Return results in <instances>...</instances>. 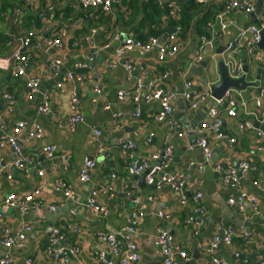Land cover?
Instances as JSON below:
<instances>
[{"label":"crops","instance_id":"1","mask_svg":"<svg viewBox=\"0 0 264 264\" xmlns=\"http://www.w3.org/2000/svg\"><path fill=\"white\" fill-rule=\"evenodd\" d=\"M191 1L163 0L164 3L160 6L166 5L170 10L168 4L174 2L178 7L176 12L178 15L187 11L192 15L191 19L188 18V27H183L184 33L178 40V52L172 59L168 58L162 64L155 62L154 52L146 54L133 51L125 53L117 61L114 60L115 48L127 36L136 33L155 34L157 31L155 25L139 26L142 18L141 8L138 13L132 12L125 20L124 17L116 15V24L111 30L103 26L101 30H96L98 34L96 38L93 37L86 42L85 39L90 34L87 29L86 33L82 32L76 39L74 38V34L80 31L83 25L80 15L75 12L68 13L67 4L59 1L53 3L54 11H48V14L52 13L54 20L60 23L78 25L71 26L70 33L68 30L70 35L65 43L66 58L61 68L62 73L74 72L77 64L85 62L91 47L99 50L97 57L102 56V62L91 64L86 71H76L83 76L82 81L70 80L65 84V91L62 94L55 89L57 79L48 75L50 57L61 56V51L53 48L47 52H32V58L25 66L26 76L40 80L39 93L33 101H27L25 98V77L15 78L8 72L0 71V92L11 97L10 100H4L0 95V117L3 119L0 137L12 134L20 122L26 123L27 126L17 133V137H25L28 126L33 122L40 123L45 133L41 141L19 143V155L7 150L0 151L2 158L0 168L11 165L18 158L26 160L23 169L8 166L5 168V172L11 173V178L0 177V200L3 201L11 194L20 197L40 191L36 198L38 205H29L26 213L0 206V221L7 227L10 236L20 232L23 224L28 223L30 226V230L24 232L25 240L22 247L12 246L7 249L0 245V260L10 259L11 264H26L27 261H31V264H61L48 253L49 229L55 227L60 229L62 236L60 247H78V253L70 257L66 264H102L95 258L96 252L104 250L97 235L100 232L118 233L138 210H141V216L137 220L133 236L140 256L136 264H163L152 243L161 233L173 234L171 237L175 254L172 264H211V257L205 249L217 232L222 231L218 226L234 229L243 227L249 232L250 241L245 244L235 238L231 246L219 247L214 251V256L228 264H258L264 257L263 141L255 137L251 131L240 132L233 129L242 119L227 122L224 126L225 132L234 136L236 143L230 148L226 141L213 139L211 131H208L206 138L212 157L203 162L202 152L197 146L200 135L195 130L206 118L213 101L209 100L192 110L183 99L178 98L173 104L172 115L161 122L154 118L158 103L144 102L151 83H156L158 88L166 92L178 94L185 92V87L189 83L192 92L210 94L211 85L218 81L216 68L218 57L213 60L205 53L199 63H194V58L199 38L202 35L211 36L213 30L210 24L214 23V17L223 8L225 1L207 0L205 3ZM22 2L24 1L10 0L11 5L6 7L0 3L1 55H9L18 47L20 41L27 35L24 34L25 25L30 29L29 33L35 34L33 42L49 37L54 30L60 29L56 24L49 26L47 22L48 25L45 23L39 28V24L31 21L33 16L29 17L35 13L34 16L37 18L40 14H37L40 10L37 0H27V3L21 4ZM23 17L26 19L29 17L30 24H27L26 19L20 22ZM162 18L160 27L166 31L156 35L157 37L167 35L173 28V23L168 25L166 18ZM227 19L234 20L238 27L254 23L251 17L239 15L236 11L231 12ZM133 27L137 29L133 31ZM231 38L232 35H225L218 40V46L224 47ZM202 62H206V66H202ZM111 63L115 67L109 66ZM125 63L132 64L135 69L131 72L126 71ZM246 64L248 69L246 82L253 83L260 77V66L249 61H246ZM206 70L214 75V78L204 76ZM138 79L142 83L139 102L136 104L132 96L119 100L117 96L119 91L132 95ZM94 86L103 88V94L96 104L90 102ZM246 92L247 95L244 96L234 90L236 96L245 99H251L256 90L249 88ZM71 94L79 97L84 118V121L74 129L69 126L68 101ZM46 96L51 113L42 115L38 112V106ZM136 109L141 112L139 119L134 118ZM222 118L226 119L223 113ZM258 120L252 119L253 128ZM92 129H97L100 135L94 136ZM181 131L184 135L179 138L178 134ZM150 135L151 141L148 140ZM120 138L134 144L132 159L118 145ZM167 146L173 147V159L166 169L154 174V179L160 180L164 174L182 175L185 177L186 186L182 192H175L168 186L158 187L155 183L148 185L144 179V187L139 188L128 176L131 161L147 162L148 168L151 169L159 167L161 164L154 166L156 161L151 158L153 154H160ZM46 147L55 148L52 160L46 159L44 152ZM84 158H94L99 162H96L97 166L90 181L81 183L78 176ZM213 160L216 162L211 167L212 176L205 175L203 170L198 172L195 169L188 170L186 167L190 162L203 163L204 167ZM244 161L249 162L256 170L245 175L238 171L237 185L234 188L230 183L224 182V172L218 173L214 170L216 165L237 169ZM39 171H42V176L38 175ZM109 181H112L113 193L98 197L100 205L107 210V215L98 218L87 211L84 204L94 187H100ZM253 182H257L259 186H254ZM64 189L69 190V198L64 195ZM126 192L129 193L128 197ZM197 192L202 194V198L195 203L193 197ZM239 193H244L247 199L254 197L257 200V209L255 210L253 204L247 200L241 204V211L237 206L228 205V199L237 197ZM183 197L185 203H182ZM50 206L56 207L55 210L52 211ZM198 206L205 209V214L203 218L197 215L203 224L195 233L194 227L187 223V219L195 213L194 209ZM69 225L80 232L67 230L66 227ZM194 249L198 256L192 259ZM179 252H183L185 258L180 257ZM106 258L117 263L110 254H106Z\"/></svg>","mask_w":264,"mask_h":264},{"label":"built area","instance_id":"2","mask_svg":"<svg viewBox=\"0 0 264 264\" xmlns=\"http://www.w3.org/2000/svg\"><path fill=\"white\" fill-rule=\"evenodd\" d=\"M36 1V0H32ZM51 1V0H50ZM51 6H49L46 10H40L38 13H46V21L49 23V26L56 24L60 27L57 32L50 34L49 37H45L42 40L33 42L35 38L34 33H28L24 39L20 41V44L17 48H15L12 53L9 55L3 56L0 54V71L8 72L13 77H25V98L27 101H33L34 98L39 93L40 88V80L35 77H27L25 66L30 62L32 58V52L34 51H43L47 52L53 48H58L61 51V56L59 57H50V61L48 64V75L49 77H55L57 82L55 83V89L64 94V86L66 83L71 81L80 82L83 79V76L80 75L76 71H86L89 66L95 61L98 56L99 50L95 47H91L90 54L86 57L84 63L77 64L75 67V71H61L63 66V62L66 58L65 51V43L69 38L70 28L74 24L78 26L76 23L73 25H68L70 28L66 26L64 22L60 23L54 20V15L52 13L48 14V11H54L53 3L62 1V3L67 4L68 10H73V12L79 14L80 16H87L88 13L91 12H101L102 14L109 15L113 6L119 3L118 0H52ZM207 0H198L199 3H205ZM224 6L214 17V23L210 24L211 36L202 35L199 38L197 53L194 58V63H199L202 61V57L207 53L208 58L213 59L218 57L219 60H222L224 65L227 68V71L231 78H239L241 75L246 74L243 71V63L241 62V58L244 56L246 61L251 62L252 64L260 66V77L258 80L254 81L256 83L255 90L256 92L252 95L251 99H245L241 96H236L234 94V90H227L220 100H213V105L210 106L207 112V116L203 122L199 123L195 132L200 135V139L197 142V146L200 148L203 155V162H207L211 159L212 153L209 149L208 140L206 138V133L211 131L213 139L217 141H226L228 143V147H233L236 143V138L234 136H230L228 133L224 131L225 123H229L230 121H237L238 119H242L237 122L239 124L234 126L235 131H255V137L262 140L264 143V132L259 129H255L252 127V119H260L258 123L262 124L264 122V50L259 48L258 44L261 42V33L264 32V4L262 5L261 13H256V1L257 0H224ZM156 3L161 6L164 2L163 0H156ZM264 3V0H263ZM170 8V15H176L178 12V7L174 2H170L168 4ZM237 12L239 15L251 17L254 21L253 24L247 25L245 27H238L236 22L232 19H227V16L231 12ZM46 23V24H47ZM72 24V23H71ZM48 25V24H47ZM216 29V30H214ZM69 30V33H68ZM53 31H50V33ZM89 37L85 39L86 42L93 37H97L96 29H90ZM183 28L181 25L174 26L167 35L163 37L157 36H149L146 40H141L136 38L133 34L127 36L122 40L119 46H117L114 50V60H118L125 53L139 51L142 53H155L154 60L158 64L164 63L168 58L172 59L176 53L178 52V40L180 36L183 35ZM237 32V33H236ZM236 33V34H235ZM230 34L232 38L229 42L224 46V50L221 53H217L216 49L218 46V40L223 38L225 35ZM219 37V38H218ZM218 38V40H217ZM223 47V46H222ZM109 66L115 67L113 63ZM124 69L128 72H131L135 67L130 63L124 64ZM166 77L167 74L165 73ZM135 91L132 93H125L124 91H119L117 96L119 100H124L125 97L132 96L133 101L137 104L139 102V93L142 89V83L138 79L136 81ZM150 90L148 91V95L144 97V102L149 104L151 102L158 103V109L154 116L155 120L161 122L165 120L168 116H171L173 113V104L174 102L180 98L183 99L184 103L187 106L194 110L197 109L200 105L207 103L211 99L210 94L208 92L205 93H197L196 91L192 92L191 88H189V83L186 85V90L183 93H175V92H166L157 87L156 83H151L149 85ZM236 91V90H235ZM93 96L91 98V103L96 104L99 102L103 94V88L101 86H94L93 88ZM0 95L4 100H10L11 97L7 93H1ZM247 95V92H246ZM244 95V96H246ZM68 109L70 113L69 118V126L74 129L77 125L84 121L79 97L76 94H71L68 101ZM108 109V107H107ZM10 112V110H8ZM38 112L42 115H49L51 113V108L49 105L48 97L42 98L41 102L38 106ZM222 113L226 117V119L222 118ZM141 116L140 110H135V119H139ZM256 121V120H255ZM3 119L0 117V132L2 131ZM26 123L20 122L16 125L14 132L12 134L3 135L0 137V151H11L16 155H19L20 152V144L28 141H41L44 138V130L40 123L33 122L28 126V132L26 136L17 137V133L22 129L26 128ZM237 129V130H236ZM92 134L94 136H99L100 133L97 129H92ZM184 132L181 131L178 134V137H183ZM152 135L148 137V140L151 141ZM118 145L122 150H124L128 157L132 159V153L135 149V146L132 142L127 141L125 138H120L118 140ZM264 149V147L262 148ZM55 148L54 147H46L44 148L46 159L52 160ZM173 147L167 146L164 151L160 154H153L152 160L158 161L160 158L162 159L161 165L159 167H153L147 174L144 176L145 183L148 185L156 184L158 187L160 186H168L175 192H182L183 188L186 186L185 177L182 175L168 176L164 174L160 180L155 181L154 174L156 172H161V169H166L168 165L171 163L173 159ZM101 152V150H100ZM2 158H0L1 162ZM25 159L18 158L11 165H7L11 168L23 169ZM4 166L0 168V177L5 176L6 178H11L10 172H5ZM96 167V160L94 158H84L82 162V166L79 172L78 180L81 183H85L90 181V177L94 168ZM188 170H197L201 172L203 170V163H194L190 162L186 165ZM131 169L135 175H142L148 169L147 162H138L131 161ZM214 170L218 173L224 172V182L230 183L231 187L234 188L237 185L238 179V171L241 174H249L251 171H255L256 168L252 166L249 162H241L237 169L228 167H221L216 165ZM42 171L38 172L39 176H42ZM111 177H114L111 175ZM113 179V178H112ZM254 186H259L257 182H253ZM112 181L104 183L100 187H94L90 193L89 197L84 204V207L87 211H89L92 215L96 217H105L107 215V210L104 209L99 201L98 197L100 195L109 196L113 192ZM64 195L69 198L70 192L68 189H64ZM196 194V195H195ZM193 197V201L198 203L202 198L201 193H195ZM240 194V193H239ZM40 195V191H35L32 194H27L23 196H16L15 194L7 195L3 201L0 200V206H5L7 208H14L22 213H26L28 211L29 205H38L36 202V198ZM129 196V193L126 192V197ZM21 198V199H20ZM244 200L249 201L253 204L254 209H257V200L254 197H250L247 199L244 193H241L237 197H231L228 199L227 204L230 206H237L238 210L241 211V204ZM36 202V203H35ZM182 203H185V198H182ZM52 211L55 210L56 207H49ZM195 213L187 219V223L192 225L195 229V233L198 232L199 228L203 224L202 220L197 218V215L202 217L205 214V209L201 206L196 207ZM141 216V210L136 211L129 218L127 225L122 228L118 233H108V232H100L97 235V238L100 243L104 246V250L96 252L95 255L98 257L97 261L102 264H115L113 260H108L106 258V254H110L114 259H116V264H136L139 261V251L135 242H133V236L135 233V227L137 224V220ZM1 218V215H0ZM264 220V216H263ZM218 228L222 229V231H218L217 234L210 240L206 247V252L209 253L211 257V264H228L223 259L217 258L214 256V251H216L219 247H229L231 246L233 240L240 239L245 244H248L250 241V234L243 227L238 229L234 228H223L222 226H218ZM67 230H74L77 233L80 232L79 229H74L72 226H67ZM29 224H23L18 232L14 236H10L9 230L7 227L0 221V245L4 248H10L12 246L16 248H20L24 245L25 240V231H29ZM49 248L48 253L51 257L57 262L59 261L61 264H66L68 259L72 256H75L78 253V247H68L63 248L60 247V241L62 240V236L60 234V229L58 228H50L49 229ZM156 250L163 260V264H172L173 255L175 254L172 237L166 233H161L159 236L155 237L152 241ZM180 257L185 258V254L183 252H179ZM31 261H27L26 264H31ZM0 264H11L10 259L0 260ZM258 264H264V257Z\"/></svg>","mask_w":264,"mask_h":264},{"label":"trees","instance_id":"3","mask_svg":"<svg viewBox=\"0 0 264 264\" xmlns=\"http://www.w3.org/2000/svg\"><path fill=\"white\" fill-rule=\"evenodd\" d=\"M20 1V0H19ZM24 2L27 3V0H23ZM56 1V0H54ZM119 3L117 5H114L112 9V12L109 16H104L101 12H91L88 13L87 16H79V18L83 21V27L81 28L80 31H77L74 34V38L76 39V36H78L80 33H82L83 31L85 32L86 29L90 30V29H102V27L104 26L105 28H107L108 30H111V27H114V25L116 24V15H120L122 17L125 18L129 17V15L132 12L138 13L139 8H141V21L139 23L140 27H146L147 25H155L157 31L159 32H154L153 33H145V34H141L138 33V35L134 34V36L138 39L141 40H146L149 36H156L158 34L164 33V29L163 27H160V22L161 19H163L162 17H164V19L166 20V22H168V25L173 23V27L178 25V23H180V25L182 26V28H186L188 27V18L191 19L192 15L189 14L190 11L187 12H181V14L178 15V13H176V15H170L169 14V9L166 7V5H164L163 7H160L157 3L156 0H118ZM24 2H22L21 4H23ZM40 10H46L49 6H51V3L53 2L52 0H37ZM193 2V0L191 1ZM0 3L2 4L3 7L8 6L10 3V0H0ZM20 4V5H21ZM190 4V2H189ZM2 7H0L1 9ZM39 10V11H40ZM68 13H72L71 11H68ZM35 13H33L31 16L32 17L31 21H34V23L39 24V28L42 26V24H45L46 22H44L43 20L46 17V13H37L39 14L38 17L36 18L34 16ZM58 15V14H57ZM28 17V18H29ZM26 19V18H22V20L20 22H23L25 19L28 20L27 24H30V19ZM6 19V18H5ZM8 21V20H7ZM179 21V22H178ZM26 23L24 22V25ZM139 28V27H138ZM183 28V31H184ZM25 33L24 34H28L29 33V28L26 27V25L23 27ZM135 29H137L136 27H133V31H135ZM58 30V29H57ZM57 30H54V32H57ZM184 33V32H183ZM23 34V35H24ZM11 53V52H10ZM1 54V53H0Z\"/></svg>","mask_w":264,"mask_h":264},{"label":"water","instance_id":"4","mask_svg":"<svg viewBox=\"0 0 264 264\" xmlns=\"http://www.w3.org/2000/svg\"><path fill=\"white\" fill-rule=\"evenodd\" d=\"M263 5V0H257L256 1V13H260ZM15 17L12 18V21H14ZM259 48L264 50V32L261 33V42L258 44ZM224 47L220 46L216 49L217 53L223 52ZM102 56H99L95 59V61L92 63L94 65L96 62H102ZM244 66H243V71L246 73V65H245V59H242ZM202 66H206V62H202ZM216 68H217V79L218 81L214 84L211 85L210 87V96L212 100H220L223 98L225 92L227 90H236L241 92L243 95H246V90L249 88H255V83H248L246 82L245 75H241L239 78H231L226 66L224 65L222 60H219L216 63ZM255 128L261 130L264 132V122L262 124L255 122ZM194 128V127H192ZM99 162V160H97ZM162 162V159L160 158L154 166H159ZM216 160H213L211 162H208L204 165L203 167V172L207 176H212L211 174V167L214 165ZM150 168L146 170L144 175L138 176L135 175L132 170L130 169L128 172V176L135 182V184L139 187L142 188L144 187V176L149 172ZM152 187V186H151ZM160 208V207H159ZM170 236H172V233H169ZM192 259L195 258V256H198L197 251L194 249L192 251ZM236 256V255H235ZM185 264V263H184ZM188 264V263H186Z\"/></svg>","mask_w":264,"mask_h":264},{"label":"rangeland","instance_id":"5","mask_svg":"<svg viewBox=\"0 0 264 264\" xmlns=\"http://www.w3.org/2000/svg\"><path fill=\"white\" fill-rule=\"evenodd\" d=\"M68 11H71V12H73V10H68ZM111 12H112V10H111ZM111 12H110V14H111ZM234 13V12H233ZM109 14V15H110ZM104 16H109V15H105V14H103ZM83 27V25H81V27L80 28H82ZM83 33H86V31L84 32L83 31ZM204 76H207L208 78H214V75H211V74H209V71H204ZM96 258L98 259V257L96 256Z\"/></svg>","mask_w":264,"mask_h":264},{"label":"flooded vegetation","instance_id":"6","mask_svg":"<svg viewBox=\"0 0 264 264\" xmlns=\"http://www.w3.org/2000/svg\"><path fill=\"white\" fill-rule=\"evenodd\" d=\"M113 9V8H112ZM68 28H70V26H68V25H66ZM155 36V35H154ZM3 56H6V55H3ZM245 65H246V69H247V64H246V61H245ZM243 66H244V64H243ZM2 72H4V71H2ZM25 81V80H24ZM253 83H255V82H253ZM255 85H256V83H255ZM24 86H25V82H24ZM209 108V107H208ZM251 132H253L254 134H255V131L254 130H251ZM24 168V167H23Z\"/></svg>","mask_w":264,"mask_h":264},{"label":"clouds","instance_id":"7","mask_svg":"<svg viewBox=\"0 0 264 264\" xmlns=\"http://www.w3.org/2000/svg\"><path fill=\"white\" fill-rule=\"evenodd\" d=\"M243 58L245 59L244 56L242 57V59H243ZM245 61H246V59H245ZM242 63H243V61H242ZM243 64H244V63H243ZM211 101H213V100H211ZM212 105H213V102H212ZM212 105H210V106H212ZM224 131H225V129H224ZM96 162H97V161H96ZM96 166H97V165H96Z\"/></svg>","mask_w":264,"mask_h":264}]
</instances>
